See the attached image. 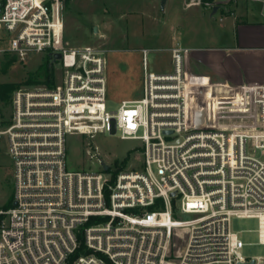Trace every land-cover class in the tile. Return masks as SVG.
Here are the masks:
<instances>
[{
    "label": "built area",
    "instance_id": "built-area-1",
    "mask_svg": "<svg viewBox=\"0 0 264 264\" xmlns=\"http://www.w3.org/2000/svg\"><path fill=\"white\" fill-rule=\"evenodd\" d=\"M64 32L61 0L0 2V54L62 55L56 84L16 89L0 129L16 202L0 212V264H264L231 229L257 218L264 243V85L193 77L181 46L172 71H150L143 49V96L110 109L106 52L68 47ZM100 133L142 141V167L105 171L95 146L102 171L68 170L67 136ZM176 228L190 230L180 253Z\"/></svg>",
    "mask_w": 264,
    "mask_h": 264
},
{
    "label": "rangeland",
    "instance_id": "rangeland-1",
    "mask_svg": "<svg viewBox=\"0 0 264 264\" xmlns=\"http://www.w3.org/2000/svg\"><path fill=\"white\" fill-rule=\"evenodd\" d=\"M235 1L237 15L244 13L246 19L264 20V1ZM205 6L197 0H167L165 8L162 0H61L64 40L68 47L93 46L106 52L109 108L117 109L123 100L143 96V49L148 50V69L164 73L172 71L171 50L175 46L213 48L235 43L236 33L228 28L231 18L221 11L230 12L235 5L230 3L222 7L219 2L210 1ZM213 7L219 10L214 11ZM47 55V52H32L25 60L16 57L4 73L1 68L5 59L0 54V82L23 83L30 72H35L44 63ZM55 63L58 70V62ZM33 87L36 85L21 84L18 88ZM212 91L216 93L214 88ZM11 112V101L8 104L0 102V129L10 122ZM95 146L114 175L142 167L144 157L140 140L123 139L119 134L109 133H100L93 139L70 134L66 142L68 170L102 171L101 165L89 160L87 153ZM8 149V139L3 136L0 138V212L10 208L14 196V168ZM255 154L261 157V150L257 149ZM179 218L187 220L191 216ZM231 229L244 242L241 252L245 258H264L257 218L233 217ZM189 233V228L174 230L175 253L184 248Z\"/></svg>",
    "mask_w": 264,
    "mask_h": 264
},
{
    "label": "crops",
    "instance_id": "crops-1",
    "mask_svg": "<svg viewBox=\"0 0 264 264\" xmlns=\"http://www.w3.org/2000/svg\"><path fill=\"white\" fill-rule=\"evenodd\" d=\"M212 2H219L222 7L230 3L231 6L235 5L233 10H229L230 12L225 13L223 9L221 11L231 18L228 28L236 33V41L229 46L191 48L189 74L193 77H202L207 81L211 80L213 83L264 85V20L246 19L244 13L237 15L238 6L235 0L229 2L213 0ZM212 9L219 10H215V7ZM214 90L217 93L221 91V88L215 86Z\"/></svg>",
    "mask_w": 264,
    "mask_h": 264
},
{
    "label": "trees",
    "instance_id": "trees-1",
    "mask_svg": "<svg viewBox=\"0 0 264 264\" xmlns=\"http://www.w3.org/2000/svg\"><path fill=\"white\" fill-rule=\"evenodd\" d=\"M4 1V0H2ZM201 3L205 6L207 2L213 0H200ZM3 66L1 71L6 73L10 64L16 61V55L11 53H4ZM56 63L53 59L47 55L44 63L40 65V67L35 72H30L26 80L23 83L17 82H0V102L4 104H8L11 101L13 92L18 89L21 84H30V85H39V86H49L52 87L56 84L58 79L59 70L55 67ZM4 121L1 122L3 124ZM13 204V200H11L10 207ZM82 252L80 249L76 254L79 255Z\"/></svg>",
    "mask_w": 264,
    "mask_h": 264
},
{
    "label": "water",
    "instance_id": "water-1",
    "mask_svg": "<svg viewBox=\"0 0 264 264\" xmlns=\"http://www.w3.org/2000/svg\"><path fill=\"white\" fill-rule=\"evenodd\" d=\"M167 3V0H162V7L165 8V5ZM217 9V7H215V10ZM95 30L98 31V26L95 27ZM62 58L61 53H57L54 55V61H59ZM205 122V111L204 110H200L196 113V128H199L203 123ZM102 165L105 171H109L110 169V165L106 162V161H102ZM175 193H173L172 195H174ZM13 204L15 205L16 202L14 201ZM249 264H255V260H253L251 263Z\"/></svg>",
    "mask_w": 264,
    "mask_h": 264
}]
</instances>
